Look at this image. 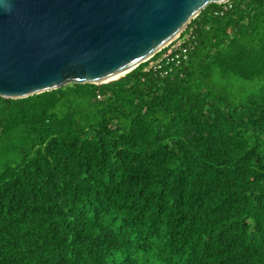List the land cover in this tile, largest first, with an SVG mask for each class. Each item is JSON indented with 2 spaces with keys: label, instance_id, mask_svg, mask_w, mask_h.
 Masks as SVG:
<instances>
[{
  "label": "trees",
  "instance_id": "16d2710c",
  "mask_svg": "<svg viewBox=\"0 0 264 264\" xmlns=\"http://www.w3.org/2000/svg\"><path fill=\"white\" fill-rule=\"evenodd\" d=\"M185 30L165 75L0 97V264H264V0Z\"/></svg>",
  "mask_w": 264,
  "mask_h": 264
},
{
  "label": "water",
  "instance_id": "95a60500",
  "mask_svg": "<svg viewBox=\"0 0 264 264\" xmlns=\"http://www.w3.org/2000/svg\"><path fill=\"white\" fill-rule=\"evenodd\" d=\"M227 1L0 0V97L119 80Z\"/></svg>",
  "mask_w": 264,
  "mask_h": 264
},
{
  "label": "built area",
  "instance_id": "2783aa9c",
  "mask_svg": "<svg viewBox=\"0 0 264 264\" xmlns=\"http://www.w3.org/2000/svg\"><path fill=\"white\" fill-rule=\"evenodd\" d=\"M191 38V31L186 32V30H184L170 43L145 61L148 63V68L161 70L165 75L171 70V68L167 66H179L187 59V52L191 47ZM156 55L157 57H155Z\"/></svg>",
  "mask_w": 264,
  "mask_h": 264
},
{
  "label": "rangeland",
  "instance_id": "374dc122",
  "mask_svg": "<svg viewBox=\"0 0 264 264\" xmlns=\"http://www.w3.org/2000/svg\"><path fill=\"white\" fill-rule=\"evenodd\" d=\"M253 84H254V82H247V83L244 84V85H245V87H247V89H249V90H253Z\"/></svg>",
  "mask_w": 264,
  "mask_h": 264
},
{
  "label": "bare ground",
  "instance_id": "6f19581e",
  "mask_svg": "<svg viewBox=\"0 0 264 264\" xmlns=\"http://www.w3.org/2000/svg\"><path fill=\"white\" fill-rule=\"evenodd\" d=\"M122 74V73H121Z\"/></svg>",
  "mask_w": 264,
  "mask_h": 264
}]
</instances>
